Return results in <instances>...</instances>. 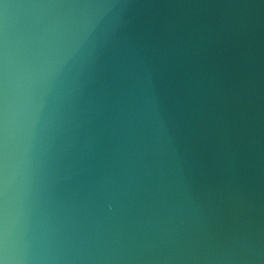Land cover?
<instances>
[{
    "label": "water",
    "instance_id": "1",
    "mask_svg": "<svg viewBox=\"0 0 264 264\" xmlns=\"http://www.w3.org/2000/svg\"><path fill=\"white\" fill-rule=\"evenodd\" d=\"M0 264H264V0H0Z\"/></svg>",
    "mask_w": 264,
    "mask_h": 264
}]
</instances>
